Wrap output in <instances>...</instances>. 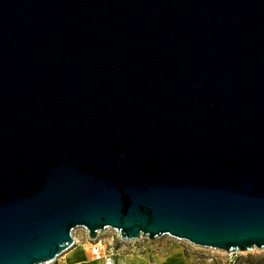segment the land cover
<instances>
[{"label": "water", "instance_id": "water-1", "mask_svg": "<svg viewBox=\"0 0 264 264\" xmlns=\"http://www.w3.org/2000/svg\"><path fill=\"white\" fill-rule=\"evenodd\" d=\"M76 227L264 250V0H0V264Z\"/></svg>", "mask_w": 264, "mask_h": 264}, {"label": "rangeland", "instance_id": "rangeland-1", "mask_svg": "<svg viewBox=\"0 0 264 264\" xmlns=\"http://www.w3.org/2000/svg\"><path fill=\"white\" fill-rule=\"evenodd\" d=\"M99 238L113 245L118 250L116 256L119 264H152L157 261L163 264L164 258L174 254L183 264H264V250L251 249L247 251L226 252L219 249L200 247L184 240H178L163 235L152 240L144 237L130 241L121 240L114 230L106 229L98 234ZM73 245L55 260L47 264H63L71 259L75 247L79 250L89 247L91 241L82 227L72 230ZM74 249L73 251H71ZM78 250V251H79ZM71 251V252H70ZM70 252V254H67ZM81 254V253H80ZM91 256L86 253L81 264H87Z\"/></svg>", "mask_w": 264, "mask_h": 264}, {"label": "built area", "instance_id": "built-area-1", "mask_svg": "<svg viewBox=\"0 0 264 264\" xmlns=\"http://www.w3.org/2000/svg\"><path fill=\"white\" fill-rule=\"evenodd\" d=\"M117 251L116 247L102 240L99 236L91 240L87 248L91 259L101 262V264H117ZM152 264H158V262L154 261Z\"/></svg>", "mask_w": 264, "mask_h": 264}, {"label": "crops", "instance_id": "crops-1", "mask_svg": "<svg viewBox=\"0 0 264 264\" xmlns=\"http://www.w3.org/2000/svg\"><path fill=\"white\" fill-rule=\"evenodd\" d=\"M77 249V250H76ZM74 249H72L71 251H73ZM75 253L73 254L74 256L71 257V259H66L63 264H81L84 260V256L87 252V248L86 249H81L79 250L78 248L75 247ZM79 250V251H78ZM67 251V250H66ZM70 251V252H71ZM70 252H68L67 254H70ZM81 253V254H80ZM174 255V254H173ZM83 257V258H82ZM93 262H97L99 263L98 261H95V260H89L87 264H91ZM118 262V261H117ZM170 262L171 263H174V264H183L182 261L180 260V258L176 255H174V258H171L170 259ZM118 264V263H117ZM120 264V263H119Z\"/></svg>", "mask_w": 264, "mask_h": 264}, {"label": "bare ground", "instance_id": "bare-ground-1", "mask_svg": "<svg viewBox=\"0 0 264 264\" xmlns=\"http://www.w3.org/2000/svg\"><path fill=\"white\" fill-rule=\"evenodd\" d=\"M82 258H83V257H82ZM171 258H174V255H173V254L167 256L166 258H164V262H163V264H174V263H171V262H170V259H171ZM91 264H101V262H99V263H97V262H93V263H91Z\"/></svg>", "mask_w": 264, "mask_h": 264}]
</instances>
